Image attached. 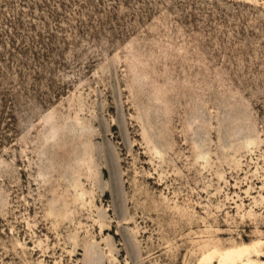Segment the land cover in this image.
Instances as JSON below:
<instances>
[{
	"label": "rangeland",
	"instance_id": "1",
	"mask_svg": "<svg viewBox=\"0 0 264 264\" xmlns=\"http://www.w3.org/2000/svg\"><path fill=\"white\" fill-rule=\"evenodd\" d=\"M0 264H264V0H0Z\"/></svg>",
	"mask_w": 264,
	"mask_h": 264
}]
</instances>
